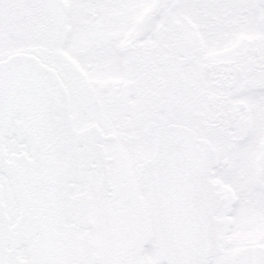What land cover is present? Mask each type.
Returning <instances> with one entry per match:
<instances>
[{
	"label": "snow or ice",
	"instance_id": "1",
	"mask_svg": "<svg viewBox=\"0 0 264 264\" xmlns=\"http://www.w3.org/2000/svg\"><path fill=\"white\" fill-rule=\"evenodd\" d=\"M0 264H264V0H0Z\"/></svg>",
	"mask_w": 264,
	"mask_h": 264
}]
</instances>
